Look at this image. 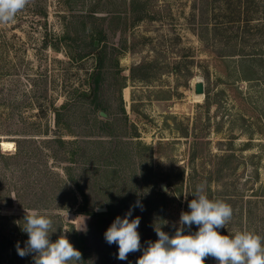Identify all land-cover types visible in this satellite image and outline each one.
Listing matches in <instances>:
<instances>
[{
	"label": "rangeland",
	"instance_id": "obj_1",
	"mask_svg": "<svg viewBox=\"0 0 264 264\" xmlns=\"http://www.w3.org/2000/svg\"><path fill=\"white\" fill-rule=\"evenodd\" d=\"M185 1L29 0L0 23L1 141L39 138L46 129L55 136L59 109L69 128L61 135L80 152L71 172L89 209L108 212L86 214L77 190L78 206L61 212L63 235L75 241L74 225L85 236L81 264H136L158 239L154 227L175 234L198 184L233 209L220 234L252 231L264 243V53L251 62L235 47L219 50L262 46L264 36L255 28L216 37L201 14L192 25ZM102 31L104 40H95ZM199 81L204 96L195 93ZM96 176L100 186L91 189ZM130 208V220L140 217L141 250L120 260L104 233ZM22 211L15 203L4 212ZM205 264L217 262L209 256Z\"/></svg>",
	"mask_w": 264,
	"mask_h": 264
},
{
	"label": "trees",
	"instance_id": "obj_2",
	"mask_svg": "<svg viewBox=\"0 0 264 264\" xmlns=\"http://www.w3.org/2000/svg\"><path fill=\"white\" fill-rule=\"evenodd\" d=\"M138 2L141 0H132V4ZM187 8L192 25L201 14L204 20L202 24L208 27L210 34L211 30H214L213 35L216 37H224L228 30H235L237 36L243 34L242 30H245L244 34H248L255 28L257 34L264 36V0H186L182 2L181 10L186 13ZM154 17L152 14L150 18ZM192 31L195 33L194 28ZM195 34L204 42L200 34ZM95 35H97L95 40L100 42L106 37L104 31ZM221 47L220 53L222 51L226 53L229 48L235 47L233 53L251 62L257 60L258 56L262 58L264 53V43L262 46L223 43ZM95 94L94 90V96ZM64 106L65 103L61 109ZM55 113L58 130L55 136L49 137V129H46L37 135L39 138L33 136L15 140L14 152L4 151L0 145V264H34L33 254L21 257L17 252V243L20 248H24L28 240L27 233L22 231L25 211L35 210L53 220V230L56 231L51 234L52 242L64 233L67 225L61 212L71 211L78 206L76 190L85 197L86 202L80 209L85 210L86 214L95 217L108 214L89 209L82 185L71 172L70 164H79L77 156L80 152H77L76 148H68L76 144V141L66 140L64 135H61L69 131V128L64 125L60 110L56 109ZM88 165L90 170L97 172L94 164ZM57 168L61 169L63 174L57 171ZM92 178L87 177L88 181H92ZM100 181V177H94L89 187L95 189L100 186ZM15 203L23 210L21 213L4 212L13 208ZM70 227L76 239L75 241L72 239L71 243L82 253L83 260L87 255L85 236L75 231L74 225Z\"/></svg>",
	"mask_w": 264,
	"mask_h": 264
},
{
	"label": "clouds",
	"instance_id": "obj_3",
	"mask_svg": "<svg viewBox=\"0 0 264 264\" xmlns=\"http://www.w3.org/2000/svg\"><path fill=\"white\" fill-rule=\"evenodd\" d=\"M28 3L29 0H0V23L13 21ZM191 195L194 199L188 202L190 211L181 212L175 234L170 236L163 231V225L154 227L158 239L148 242L136 264H205L209 256L217 264H264L261 236L252 231H239L233 235H222L218 231L231 220V205L219 199H209L204 184L196 185ZM135 206L143 210L139 200ZM25 212L22 231L27 233L28 240L24 248L17 243L21 257L33 254L34 264H81L82 253L66 235L51 241V234L56 230H53V220L49 216L35 210ZM131 215L130 208L123 218L117 216L104 233L108 244L118 245L117 258L120 260H126L130 253L141 250L137 231L140 217L130 220ZM193 225L198 231L184 234L185 229H191Z\"/></svg>",
	"mask_w": 264,
	"mask_h": 264
},
{
	"label": "water",
	"instance_id": "obj_4",
	"mask_svg": "<svg viewBox=\"0 0 264 264\" xmlns=\"http://www.w3.org/2000/svg\"><path fill=\"white\" fill-rule=\"evenodd\" d=\"M195 93H196L197 96H204V94H205V84H204V82H202V81L197 82V84L195 86ZM0 145H1L2 149H3V141L0 142ZM4 151H7V150H4ZM161 189H162V191L165 192V191L168 190V187H167L166 184H162L161 185ZM102 211H104V210H101V209L99 210V212H102Z\"/></svg>",
	"mask_w": 264,
	"mask_h": 264
},
{
	"label": "bare ground",
	"instance_id": "obj_5",
	"mask_svg": "<svg viewBox=\"0 0 264 264\" xmlns=\"http://www.w3.org/2000/svg\"><path fill=\"white\" fill-rule=\"evenodd\" d=\"M15 143L13 141H3V149L10 151L14 149Z\"/></svg>",
	"mask_w": 264,
	"mask_h": 264
}]
</instances>
